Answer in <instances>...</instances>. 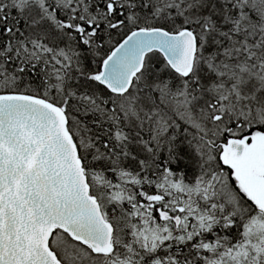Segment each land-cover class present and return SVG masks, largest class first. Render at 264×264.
<instances>
[{
	"label": "snow or ice",
	"instance_id": "snow-or-ice-1",
	"mask_svg": "<svg viewBox=\"0 0 264 264\" xmlns=\"http://www.w3.org/2000/svg\"><path fill=\"white\" fill-rule=\"evenodd\" d=\"M0 264H264V0H0Z\"/></svg>",
	"mask_w": 264,
	"mask_h": 264
}]
</instances>
